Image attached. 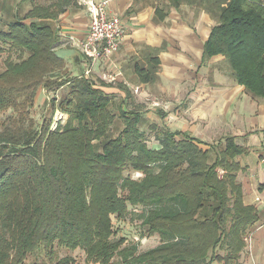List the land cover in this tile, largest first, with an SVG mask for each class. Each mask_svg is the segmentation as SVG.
I'll return each instance as SVG.
<instances>
[{
    "label": "trees",
    "instance_id": "obj_1",
    "mask_svg": "<svg viewBox=\"0 0 264 264\" xmlns=\"http://www.w3.org/2000/svg\"><path fill=\"white\" fill-rule=\"evenodd\" d=\"M6 1L0 2V58L8 54L0 66V113L17 118L0 127V264H27L37 253L53 261L56 248L83 250L92 264L239 263L262 219L246 205L238 179L243 168L236 159L248 150L232 138L219 149L165 127L149 146L140 127L143 105L130 110L128 89L119 86L126 97L117 99L85 74L67 75L70 62L56 58L60 36L51 23L76 0H29L24 16ZM213 1L216 26L204 57H225L236 83L263 100L264 0ZM139 73L148 83L151 74ZM39 90L64 91L49 101L51 115L41 124L31 116ZM59 110L67 119L55 124ZM118 117L124 127L113 137ZM132 214L142 221L143 238L158 237L160 245L138 253L117 239L116 222Z\"/></svg>",
    "mask_w": 264,
    "mask_h": 264
},
{
    "label": "crops",
    "instance_id": "obj_2",
    "mask_svg": "<svg viewBox=\"0 0 264 264\" xmlns=\"http://www.w3.org/2000/svg\"><path fill=\"white\" fill-rule=\"evenodd\" d=\"M85 1L76 0L77 7L51 23L60 36L56 50L76 49L81 53L78 45L90 32ZM212 3L213 0L110 1L109 14L122 20L120 49L109 61L91 66L90 75L96 88L107 94L125 98L119 87L123 86L136 98L160 103L163 109L172 106L170 118L175 130L213 146V142L232 138L248 150L236 159L243 168L238 179L246 205H255L262 219L250 234L252 249L244 264H264V160L258 152L264 150V102L236 83L225 57H204L206 41L216 26ZM70 66L74 70L73 63ZM83 68L85 72V62ZM140 70L151 74L148 83L141 81ZM106 75L115 81H104ZM160 111L156 113L159 116Z\"/></svg>",
    "mask_w": 264,
    "mask_h": 264
},
{
    "label": "rangeland",
    "instance_id": "obj_3",
    "mask_svg": "<svg viewBox=\"0 0 264 264\" xmlns=\"http://www.w3.org/2000/svg\"><path fill=\"white\" fill-rule=\"evenodd\" d=\"M3 1L7 2L6 0H3ZM18 1L19 3H21L22 6H18L16 4V0L14 1L12 0L13 3L11 2L10 3L8 2V3L13 6L20 7L21 8V9L19 8L20 15L24 16L27 13V11L31 9L32 4H30L29 0H22V1L17 0V2ZM52 1L53 0H36L35 4L49 5L50 3H52ZM0 2H2V0H0ZM1 12L4 13L2 10H0L1 15H2ZM7 57H8V54H3L2 57L0 58L1 69L3 68V61L6 60ZM16 57L17 56L15 55L14 59ZM83 61H85L86 68H87L85 70V75L88 74L86 76H89V78H91L92 77L90 75L91 74V69H90L91 62L86 60V58L83 59ZM71 68L72 67L68 65L67 68L65 69L67 75H71L72 73ZM136 92H137V89H136ZM63 94H64L63 90L61 91L60 90L59 91L39 90V93L35 101V108L31 110V116L33 117V119L38 124H41L43 123L44 120L49 119L51 115V106L49 104V101L54 98L59 100L63 96ZM131 94L134 95L133 91H131ZM119 98L120 97L117 96V99ZM133 101H134L133 103L128 101V103L130 104V107H129L130 110L135 106V103H140L141 105H143V109L141 113H142V117H144V121L140 127L143 131H145V135H146L147 141L149 142V146L154 147V145H156L154 136H158L164 127L168 128L169 130L173 132L178 131L177 129L175 130V128L173 127V120L170 118L171 117L170 115L172 114V111H173V108H171L172 106L166 105L167 109H163L162 104L160 103L155 104L149 101V99L142 100L140 97L136 98V96H133ZM260 101L263 103L264 99ZM159 110H161L160 112L163 113V114L161 113L160 116L156 114ZM10 117H14L16 119L17 114H14L12 112L0 113V127L2 126L4 121ZM60 119L66 120L67 115L62 114L59 110L54 115V119H53L54 123L56 124L58 121H60ZM55 124L53 128L55 127ZM152 124L156 125L157 127L155 128L151 127ZM123 127H124L123 120L118 117V120L115 123V127L112 130L113 137H117L118 134L120 133L119 131L122 130ZM213 143H215L214 145L218 146L219 149L224 146V142H220L218 144H216V142H213ZM258 152L263 155L262 160H264V150L263 151L260 150ZM210 158H211L210 160L211 162H214L216 159L214 154H210ZM126 174L128 175L129 173H126ZM129 175H131L133 179H140L143 177V175L139 173H133V174L130 173ZM141 223L142 221L138 219L137 216H134L132 214L131 216L128 217L127 221H124L121 223L116 222L115 229L118 230V234H119L117 239L124 237L127 239L128 246H137L138 253H145L157 247L158 245H160V239L158 237H151V239L143 238V233H142L143 230L141 228ZM246 244H247V247L245 251L243 252V254L241 255L239 263L237 264H244L248 256L250 255V252H251L250 250L252 249V244L250 243V235L246 239ZM55 251H56L55 252L56 254L54 256L53 261L49 260V258L46 256L45 253H37L35 254V257L32 256L27 261V264H34L35 262H38L37 264H57L60 260H63L64 258H73L74 260L73 264H92L86 260V255L83 250L72 252V251L67 250L66 248L64 249L56 248ZM218 254L221 255L222 257L225 256V252H222L220 250L218 251ZM37 257H38V261H35V258ZM40 262H43V263H40ZM118 262H119V259L115 258L112 264H119ZM255 263L256 261L254 263L252 262L251 264H255ZM214 264H223V263L216 262Z\"/></svg>",
    "mask_w": 264,
    "mask_h": 264
},
{
    "label": "built area",
    "instance_id": "obj_4",
    "mask_svg": "<svg viewBox=\"0 0 264 264\" xmlns=\"http://www.w3.org/2000/svg\"><path fill=\"white\" fill-rule=\"evenodd\" d=\"M110 1L112 0L85 1L90 17V32L78 46L84 59L86 58L91 62V66L101 61H109L120 49V41L124 31L122 20L118 16L109 14L108 4ZM103 80L112 83L115 78L106 75Z\"/></svg>",
    "mask_w": 264,
    "mask_h": 264
},
{
    "label": "water",
    "instance_id": "obj_5",
    "mask_svg": "<svg viewBox=\"0 0 264 264\" xmlns=\"http://www.w3.org/2000/svg\"><path fill=\"white\" fill-rule=\"evenodd\" d=\"M55 56L58 59L70 61L71 63H73L74 70L77 71L76 72L77 77L84 76L85 72L83 68V63L85 61H83L82 54L78 50L60 49V50H57Z\"/></svg>",
    "mask_w": 264,
    "mask_h": 264
}]
</instances>
